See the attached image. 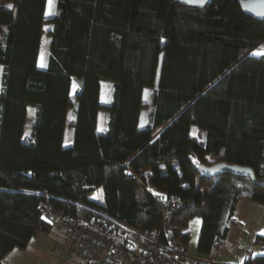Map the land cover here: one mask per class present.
I'll use <instances>...</instances> for the list:
<instances>
[{
    "label": "trees",
    "instance_id": "16d2710c",
    "mask_svg": "<svg viewBox=\"0 0 264 264\" xmlns=\"http://www.w3.org/2000/svg\"><path fill=\"white\" fill-rule=\"evenodd\" d=\"M237 1L199 9L177 0H55L46 19L47 0H0V260L49 230L45 197L115 234L160 229L157 197L182 200L161 242L165 252L181 243L183 256L193 218L201 219L196 251L208 254L226 238L239 197L264 204V56L252 54L264 47V20ZM102 81L110 84L104 105ZM101 108L107 127L98 131ZM69 110L74 137L65 146ZM197 162L248 166L254 180L204 174ZM255 243L248 262L264 264V234Z\"/></svg>",
    "mask_w": 264,
    "mask_h": 264
},
{
    "label": "built area",
    "instance_id": "2783aa9c",
    "mask_svg": "<svg viewBox=\"0 0 264 264\" xmlns=\"http://www.w3.org/2000/svg\"><path fill=\"white\" fill-rule=\"evenodd\" d=\"M162 216V227L150 233L128 229L121 234L103 231L91 223L69 217L56 209L50 199L39 202L43 218L56 223L59 238L48 249V254L56 261L77 258L82 264H187L183 257L181 243L172 244L170 252H165L161 235L168 236V219L172 212L184 202L175 198L157 197ZM214 244L211 251L218 249ZM233 262L214 264H252L248 262L250 252L239 246L231 250Z\"/></svg>",
    "mask_w": 264,
    "mask_h": 264
},
{
    "label": "crops",
    "instance_id": "0c3cea01",
    "mask_svg": "<svg viewBox=\"0 0 264 264\" xmlns=\"http://www.w3.org/2000/svg\"><path fill=\"white\" fill-rule=\"evenodd\" d=\"M103 82L106 81L101 82L100 101L101 104L104 105L106 103L102 102L101 96ZM108 86L110 87V84ZM69 121L70 120H67L64 130L63 144L65 146L70 145L74 137L73 129ZM143 121L141 115V122ZM106 127L107 113L104 108H101L98 112L97 129L98 131H103ZM44 220L47 222L49 230L38 233L25 247H14L11 249L0 260V264H82L77 258H71L66 261H56L50 257L48 249L51 245L56 243L59 238V233L54 221L46 218H44ZM193 223H195V225ZM200 224V218H193L189 223L191 237L187 249L193 252V256L186 257L187 260H189L191 264L230 263L234 261L231 250L235 246H239L249 252L259 251L260 247L255 243V238L257 235L264 233V204L255 202L246 197H239L235 203L233 223L230 224L228 228L226 238L217 250L210 251L208 254L196 251Z\"/></svg>",
    "mask_w": 264,
    "mask_h": 264
},
{
    "label": "water",
    "instance_id": "95a60500",
    "mask_svg": "<svg viewBox=\"0 0 264 264\" xmlns=\"http://www.w3.org/2000/svg\"><path fill=\"white\" fill-rule=\"evenodd\" d=\"M180 4L196 7V8H204L211 0H177ZM242 12L246 15L253 17L256 20H264V0H238ZM198 168L204 174H215L221 170L228 171L236 174H247L253 180V171L248 166H242L238 164H230L227 162H218L212 165H203L200 163H196ZM264 185V181L262 182Z\"/></svg>",
    "mask_w": 264,
    "mask_h": 264
},
{
    "label": "rangeland",
    "instance_id": "374dc122",
    "mask_svg": "<svg viewBox=\"0 0 264 264\" xmlns=\"http://www.w3.org/2000/svg\"><path fill=\"white\" fill-rule=\"evenodd\" d=\"M54 7H55V0H54V3H53V8H52L53 13H54ZM47 10H48V0L46 2L45 12ZM52 16H53V14L52 15H47V16L45 15L46 19L51 18ZM49 25H50L49 22H46L43 25V33H42V36H41L40 49H39L38 59H37V65H38L39 68H40V64L41 63L43 65H45L46 56H47V53H48V37L46 35V32H47V30L49 28ZM261 49H264V47L261 46L260 48L254 49L252 51V53H254V52L258 51V50H261ZM123 77H124V79L127 78V79L131 80L132 72L130 70L126 71L123 74ZM108 85L109 84L107 82H103L102 94H101L103 103H107L108 100H109L110 87ZM75 89H76V83L73 82L72 87H71V93H74ZM151 92H152L151 88H147L145 90V92H144V101H145V103H147V106H145L144 109L142 110V118H143L144 121H145V118H146V113L148 112V109H149V102H150ZM32 118H33V110H32V108H30L29 115L27 117L26 124H25V132L27 130H29V126H30ZM70 119H71V110H69V112H68V120H70ZM191 134L192 135H196L197 134V129L195 127L192 128ZM93 198H95V200H99L100 201L102 199V194L100 192H97L96 194L93 195ZM193 224L195 225V223H193ZM193 224H192V226H193ZM192 253H193L192 251H189L187 249L185 251L184 255L186 257H192L193 256Z\"/></svg>",
    "mask_w": 264,
    "mask_h": 264
},
{
    "label": "snow or ice",
    "instance_id": "6c2138e0",
    "mask_svg": "<svg viewBox=\"0 0 264 264\" xmlns=\"http://www.w3.org/2000/svg\"><path fill=\"white\" fill-rule=\"evenodd\" d=\"M53 3H54V0H48V10L45 12L46 16L54 14L53 11H52ZM8 7L11 8L12 5H8ZM252 54L253 55H257V56H264V49L258 50V51L254 52ZM40 67H44V65L41 63ZM262 234H264V233H262Z\"/></svg>",
    "mask_w": 264,
    "mask_h": 264
}]
</instances>
